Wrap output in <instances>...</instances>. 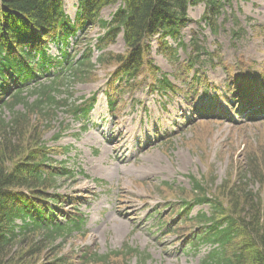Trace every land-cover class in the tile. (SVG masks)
Returning a JSON list of instances; mask_svg holds the SVG:
<instances>
[{"label":"rangeland","instance_id":"rangeland-1","mask_svg":"<svg viewBox=\"0 0 264 264\" xmlns=\"http://www.w3.org/2000/svg\"><path fill=\"white\" fill-rule=\"evenodd\" d=\"M117 8L104 9L100 19L110 21ZM65 11L74 21L78 0H65ZM204 11L203 6L191 8L190 25L181 34L186 48L177 58L160 53L156 40L152 43L148 60L167 74L178 88L176 94L152 92L155 82L146 71L119 87L116 58L125 57L127 48L120 36L98 51V40L106 32L97 24L81 31L69 46L70 55L79 52L77 59L90 47L92 67H81L74 77H58L53 83L43 80L55 89L49 92L55 103L15 109L20 118L13 139L22 154L18 160L28 162L33 153L37 162L45 154L53 166L65 162L75 171V179L59 180L57 190L48 193L67 199L60 204L63 216L84 214L88 231L42 247L36 246V238L22 240L11 249V258L30 264L59 259L66 264H202L212 247L193 245L203 227L190 219L212 211L195 204L191 177L238 222L243 220V207L230 198L231 186L244 182L264 199V109L222 106L244 83L251 87L249 96H264V0H231L213 27L201 21ZM51 54L57 55L54 48ZM193 55L200 58L199 75L186 68ZM194 74L209 84L210 97L201 88L197 101L184 100L193 96ZM108 99L116 100L114 110ZM93 100L96 107L89 120H79L81 111L75 110H86ZM27 101L34 103L36 97ZM213 106L227 114H201ZM10 120L11 111L0 112V121ZM57 219L65 220L60 215ZM104 255L110 256L108 262H97V256Z\"/></svg>","mask_w":264,"mask_h":264},{"label":"trees","instance_id":"trees-1","mask_svg":"<svg viewBox=\"0 0 264 264\" xmlns=\"http://www.w3.org/2000/svg\"><path fill=\"white\" fill-rule=\"evenodd\" d=\"M230 2L78 0V12L75 20L71 21L66 15L65 0H0V112L8 110L13 114V120L0 121V127L4 128L0 129V264H30L10 257L11 249L22 240L36 238V246L42 247V244H51L58 238L74 233L86 235L88 231L84 214L77 212L73 217L63 216L59 211L60 204L61 201L66 203L67 199L57 193H48L50 189L57 190L55 187L59 180L75 179V171L65 167V162L53 166L50 164L53 161L41 151L37 162L32 160L37 157L33 153L28 156V162H22L18 160L22 156L21 151L13 144L15 129L20 123V118L16 117L19 114L15 112L18 106L28 108L55 103L52 94L49 95L55 89L45 86L43 80L53 83L58 77H74L81 67H92V49L87 47L77 59L79 52L75 56L70 55V40L97 24L106 32L98 40V51L116 43L122 36L128 53L125 57L116 58L120 65L116 76L120 85L136 80L146 71L155 82L151 91L176 94L178 88L169 82L167 74L160 73L152 60H148L151 59L149 54L153 41L156 40L160 53L177 58L178 51L186 48L181 34L190 25L191 8L203 6L205 11L201 21L213 27ZM116 6L117 11L110 21L100 19L104 9ZM53 48L58 53L55 56L51 54ZM187 59L189 71L200 65L197 56ZM101 61L107 62L103 58ZM197 77L196 80L200 81V76ZM30 97H36V102L28 103ZM93 104L94 100L86 110H75L76 114L81 111L79 120L88 118ZM191 182L197 194L195 204L208 205L212 211L211 215L201 212L190 219L197 220L203 227L193 245L198 249L212 247L202 264H264V199L249 191L248 184L244 182L231 186L230 198L235 197L238 206L243 207L240 214L243 220L238 222L234 215L224 210L219 199L208 197L201 181L191 177ZM184 205L188 203L184 202ZM73 207L79 211L77 206ZM58 215L65 220L57 219ZM237 239L241 240L236 246ZM229 247L235 248L229 253ZM116 255L121 254L118 252ZM84 257H89L88 253ZM109 259V255H104L97 256L96 260L107 263ZM142 261L146 262L145 258ZM47 264L66 262L59 259Z\"/></svg>","mask_w":264,"mask_h":264}]
</instances>
